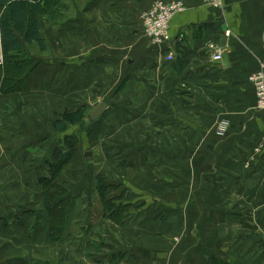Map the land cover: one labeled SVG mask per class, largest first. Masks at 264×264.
I'll list each match as a JSON object with an SVG mask.
<instances>
[{
    "label": "crops",
    "instance_id": "0c3cea01",
    "mask_svg": "<svg viewBox=\"0 0 264 264\" xmlns=\"http://www.w3.org/2000/svg\"><path fill=\"white\" fill-rule=\"evenodd\" d=\"M154 1L64 0L37 17L31 43L17 33L22 50L10 57L27 60L24 85L4 83V70L0 78V264H69L83 224L94 228L80 244L84 264H264V253H249L250 233L264 234V112L249 79L264 62V0H225L222 10L183 0L171 41L159 46L141 20ZM3 83L23 87L6 93ZM100 102L119 155L102 168L83 161L77 174L74 161L66 165V193L47 207L45 157L67 151L63 138L81 129L60 134L52 122ZM222 119L230 121L225 136L217 134ZM96 170L121 188L113 194L127 205L121 221L103 214L95 177L74 181ZM61 212L57 240L51 216ZM257 246L264 252V238Z\"/></svg>",
    "mask_w": 264,
    "mask_h": 264
},
{
    "label": "trees",
    "instance_id": "16d2710c",
    "mask_svg": "<svg viewBox=\"0 0 264 264\" xmlns=\"http://www.w3.org/2000/svg\"><path fill=\"white\" fill-rule=\"evenodd\" d=\"M62 4L64 5V0H0V30L5 59L3 65H0V69L4 70L6 73L3 81L4 83L7 81L13 82V80H18V84L23 82L20 78L23 76V70L27 60L24 61L22 58L10 57L12 51L20 52L22 50V43L17 33L25 39L26 43H31L33 38L37 37L39 33L37 17L48 10L50 11L51 6H62ZM30 64L31 63H27L26 71L29 69ZM26 71L24 72L25 74L27 73ZM4 83L1 91L6 93L16 92L18 88L20 89L23 87H19L21 84L24 85L21 83L18 87H9L8 84L4 86ZM91 110L92 109H88V107L84 105L78 107L73 112L65 111L60 118L52 122V125L57 132L62 134L69 129L70 124H79L81 126L82 135L84 133L86 134L84 136L90 139L92 130L102 123L105 114L104 113L98 121L88 123L87 116ZM84 136H81L82 138L80 137L82 141L86 139ZM80 138L79 135L64 137L63 143L68 147V150L64 151L61 148L60 150H56L57 152L54 153L55 159L49 160L50 168L41 178V185L46 193L47 207H50V203L54 202L53 199L55 197H61L66 193V188H63L61 182V174L64 167L71 163L76 157ZM94 177V190L97 194H100V200L103 203V214L108 218L121 221L125 216L127 205H123V202L120 201L122 199L113 195L120 186L114 182L107 181V179L102 176V173L99 174L97 170ZM125 189L124 185V190ZM75 201L76 200H73V202ZM61 205V209H64V205ZM51 220V236L57 240L62 239L65 234L66 216L62 212L57 213V215L51 216ZM212 264H228V262L213 259Z\"/></svg>",
    "mask_w": 264,
    "mask_h": 264
},
{
    "label": "built area",
    "instance_id": "2783aa9c",
    "mask_svg": "<svg viewBox=\"0 0 264 264\" xmlns=\"http://www.w3.org/2000/svg\"><path fill=\"white\" fill-rule=\"evenodd\" d=\"M208 6L222 10L225 7V0H202ZM187 6L183 0H155L151 7L141 14L143 28L146 36L150 39L154 46H159L171 41V22L174 16L184 12ZM213 49L212 58L214 61H220L222 51L215 48L214 44H210ZM167 60H174V52H170ZM4 63V52L2 46L1 30H0V65ZM255 88L257 104L256 107L264 112V62L260 63V68L249 77ZM230 128V121L222 119L217 125V134L225 136ZM259 151L264 148V136L259 143ZM151 264H165L153 262Z\"/></svg>",
    "mask_w": 264,
    "mask_h": 264
},
{
    "label": "rangeland",
    "instance_id": "374dc122",
    "mask_svg": "<svg viewBox=\"0 0 264 264\" xmlns=\"http://www.w3.org/2000/svg\"><path fill=\"white\" fill-rule=\"evenodd\" d=\"M4 61H5V59H4ZM108 121L109 120H104L103 119V122L101 123V126H98L97 129L94 128L92 130L90 139L87 140V138L84 136L86 138L85 141H82L81 140V138H82L81 137V135H82L81 129L78 130V131L75 130L73 132L75 135H77V136L79 135V138L80 137L81 138L79 139V143H78V154H76V157L73 159V161L75 162V164L72 167L73 169H71V167H70L71 170L68 169L69 171H72L73 170V172L76 173V174L79 173L80 171L82 172V170H80V167H81L80 164H82L83 161H87V160H90V159H94L95 160V162H96L95 166H97V168H102L103 165H104V163L107 162V164H108V161H110L111 163H113L112 162L113 161V158L119 155V154H116L117 152L114 151V150L118 148V146L120 145V143H119L120 141L116 142V140H115V137H114V132L115 131H113V130H115V125L113 124V121L112 122H108ZM106 122H108L109 125H107ZM101 127L104 130L102 134H100L99 131H98V130L101 131V129H102ZM105 127H107V129H104ZM77 129H79V128H77ZM123 137L124 138L121 139L122 140V144L121 145H128V143L130 142V137L129 136L128 137L123 136ZM52 139H53V137H52ZM88 151H91L92 152V155L90 157H86V153ZM123 152H125V150ZM131 154L132 153H122V158H123V156L125 158L127 156L130 157ZM48 155H47L48 157L46 156L45 158H49L51 160L52 159V153H49ZM53 157H55V155ZM78 164H79V167H78ZM93 170H94L93 168H89V169H87V171L86 170H84V171L85 172H89L90 171V172L93 173ZM78 176H80V175H78ZM78 176L76 178H78ZM82 177H83V179L84 178L85 179L83 181H79ZM93 177L94 176H83L82 175L80 178H78V179H76L74 181L76 183L88 182L90 184L91 182H93ZM109 178L111 180L113 179L112 177H109ZM106 179H108V176L106 177ZM62 182H64L63 179H62ZM73 192H74V190H73ZM77 192L78 191H76V193ZM98 195H100V194H98ZM91 220H93V218H90V221ZM92 224H94V223H92ZM89 227H90V225H89ZM89 227L87 226V224L86 225L83 224L80 227H75V230H74L75 231V235H77L78 238H79V236H84V239H83V241H80V242H77L76 243L77 246L75 245V249L73 250V254L72 255L68 254L69 259H70L69 264H84L81 261V259H80V257H82V253H83L81 251L82 248H81V245L80 244H81V242L82 243L85 242V239L87 238L88 232L89 231H92L94 229L93 227H91V228H89ZM86 229H87V231H86ZM249 237L251 238V240H250L251 241L250 242L251 243V247L255 248V251L254 250H249L250 258H251V260H253L254 258H256L257 254H258L257 251H260V255H261V253H264L262 250H256V249L259 248L257 246L258 239L260 238V240H262V238H264V234L250 233ZM79 239H81V238H79ZM90 247H91V251H93V252H96L97 251V248H95L94 245H91ZM165 264H167V263H165ZM256 264H262V263L261 262H258Z\"/></svg>",
    "mask_w": 264,
    "mask_h": 264
},
{
    "label": "water",
    "instance_id": "95a60500",
    "mask_svg": "<svg viewBox=\"0 0 264 264\" xmlns=\"http://www.w3.org/2000/svg\"><path fill=\"white\" fill-rule=\"evenodd\" d=\"M107 110V104L105 102H100L97 106H95L87 116V122L92 123L98 121L102 115ZM92 155L91 151L86 153V157H90Z\"/></svg>",
    "mask_w": 264,
    "mask_h": 264
}]
</instances>
